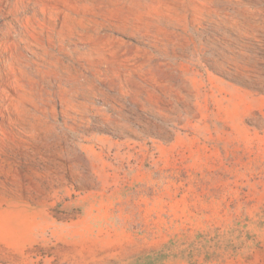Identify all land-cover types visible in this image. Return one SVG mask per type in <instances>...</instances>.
I'll return each mask as SVG.
<instances>
[{
	"label": "rangeland",
	"instance_id": "1",
	"mask_svg": "<svg viewBox=\"0 0 264 264\" xmlns=\"http://www.w3.org/2000/svg\"><path fill=\"white\" fill-rule=\"evenodd\" d=\"M0 264H264V0H0Z\"/></svg>",
	"mask_w": 264,
	"mask_h": 264
}]
</instances>
